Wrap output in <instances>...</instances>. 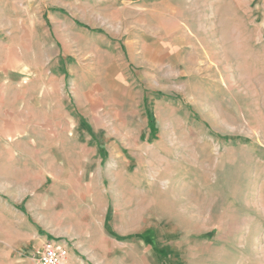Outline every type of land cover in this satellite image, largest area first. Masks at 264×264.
<instances>
[{"label": "rangeland", "instance_id": "374dc122", "mask_svg": "<svg viewBox=\"0 0 264 264\" xmlns=\"http://www.w3.org/2000/svg\"><path fill=\"white\" fill-rule=\"evenodd\" d=\"M47 239L264 264V0H0V264Z\"/></svg>", "mask_w": 264, "mask_h": 264}, {"label": "built area", "instance_id": "2783aa9c", "mask_svg": "<svg viewBox=\"0 0 264 264\" xmlns=\"http://www.w3.org/2000/svg\"><path fill=\"white\" fill-rule=\"evenodd\" d=\"M37 264H65L68 249L65 245L54 240H44L40 250L34 254Z\"/></svg>", "mask_w": 264, "mask_h": 264}, {"label": "trees", "instance_id": "16d2710c", "mask_svg": "<svg viewBox=\"0 0 264 264\" xmlns=\"http://www.w3.org/2000/svg\"><path fill=\"white\" fill-rule=\"evenodd\" d=\"M142 239H143L146 243H149V240H148L147 236H144Z\"/></svg>", "mask_w": 264, "mask_h": 264}]
</instances>
